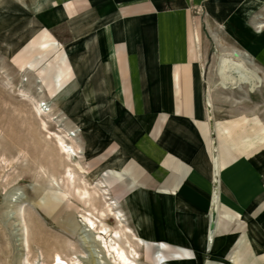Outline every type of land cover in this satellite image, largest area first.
<instances>
[{
    "label": "crops",
    "instance_id": "1",
    "mask_svg": "<svg viewBox=\"0 0 264 264\" xmlns=\"http://www.w3.org/2000/svg\"><path fill=\"white\" fill-rule=\"evenodd\" d=\"M193 1L206 2L220 23L247 18V0ZM45 2L48 26L64 25L77 40L63 45L69 57L82 56L80 66L93 59L87 101L96 100L95 112H116L127 137L143 141L140 185L131 182L122 196L128 223L145 241L139 246L154 250L146 249L152 264H264V123L210 116L200 57L207 44L189 10L176 0L171 8L166 0ZM247 30L245 49L254 54L264 31L256 39V28ZM85 72L76 69L73 80L89 82Z\"/></svg>",
    "mask_w": 264,
    "mask_h": 264
},
{
    "label": "rangeland",
    "instance_id": "2",
    "mask_svg": "<svg viewBox=\"0 0 264 264\" xmlns=\"http://www.w3.org/2000/svg\"><path fill=\"white\" fill-rule=\"evenodd\" d=\"M176 1L189 10L188 22L207 44L200 48V57L205 64L204 97L212 88L210 116H259L264 123V76L254 89L249 83L225 89L216 71L222 46L246 52L244 36L257 21H264V0L246 1L247 18L241 24L214 20L206 2ZM165 4L171 8L173 0ZM47 10L45 0H0V264H54L57 253L71 264H118L94 237L95 230L86 226L84 215L91 211L98 225L103 220L120 228L108 210L101 215L107 209L103 189H110L107 196L120 202L127 215L130 207L122 193L133 181L140 185L143 141L127 137L115 121L116 112H95L96 100L87 101L86 96L94 82L93 59L83 57L80 66L82 56L69 57L63 45L77 40L64 25L49 27ZM255 35L258 39L264 32ZM261 49L249 51V57L264 71ZM75 68L90 73V81L78 85L72 77ZM117 101L123 100L115 98L113 104ZM38 102L47 103L49 112H42L53 117L38 113ZM65 130L75 131L73 145L84 150L80 157L68 160L60 150L55 133ZM131 161L133 168L126 170ZM67 166L75 172L74 186L90 190L91 203L85 204L74 186H68ZM125 224L135 231L128 220ZM126 235L121 243L140 250L142 263L152 264L146 256L152 247L139 246L131 233ZM156 257L159 260V252Z\"/></svg>",
    "mask_w": 264,
    "mask_h": 264
},
{
    "label": "bare ground",
    "instance_id": "3",
    "mask_svg": "<svg viewBox=\"0 0 264 264\" xmlns=\"http://www.w3.org/2000/svg\"><path fill=\"white\" fill-rule=\"evenodd\" d=\"M263 29H264V21L261 20L257 21L256 30L254 32L259 33L262 32ZM249 56H250L249 53L241 51L237 48L226 50V48L222 46L221 52L218 56V63L216 65L217 74L222 78V81L220 82L222 88L224 87L225 89L226 88L236 89V87L240 86V84L242 83H247V84L249 83L252 89H254L255 87H258L260 85V82H262L263 80L264 74L261 75L260 71L256 69L257 67L252 63V60L250 59ZM262 56H264V54ZM258 58L262 59L261 56H259ZM249 64H251L253 67L252 66L250 67ZM210 90H212L211 86H210ZM210 90L208 95V104L211 108L214 106V103ZM45 106H48V104L42 102L36 103L37 112L40 113L42 116L46 115V113L42 112L44 110H47V107ZM49 110L51 112L52 109L49 108ZM46 116L50 117L52 115L48 114ZM75 134H76L75 131L73 132L70 130H67L64 134L55 133L59 148L68 160L73 157H80V154L84 152L82 148L80 149V147L78 148L74 147L72 143V138ZM215 170L216 172L218 171L217 165ZM65 177L68 181V186L75 185V172L70 166H67L65 170ZM74 189L78 192L79 196L83 198L85 204L91 203L92 201L90 198L91 192L87 187L80 188L74 186ZM103 194L104 197L106 198V199L104 198L105 199L104 202L105 205L107 206L106 207L107 209H102L101 215L105 216L108 210L113 215L120 228L118 227L112 228L103 220L101 221V224L98 225L97 219L94 218L95 215L91 211L89 215L88 212L86 213L87 215H84V218L86 220V226H88L89 230H95L94 233H96V235H94V237L96 239H99V241H101V244H103L105 250L107 251V254L113 259V261L118 262V264H144L140 260V253L134 247H132V245H130V247L127 248L124 244L121 243V239L123 238V236H127L126 235L127 233H131V236L139 245L144 244L145 241L135 231H133V229L128 224H125V221L128 220L127 215L123 214L125 213V210L122 208V206H120V202H118L115 198H111L110 196H107L110 195V189L104 188ZM216 203L217 202L215 200L214 204L216 205ZM211 219H212L211 220L212 222L210 221L211 226L212 227L214 226V228L212 229L210 226V229L213 231L216 228L215 227L216 219H217L216 209L212 210ZM126 241L127 243L130 242L129 240ZM160 260L161 259L159 258V261ZM53 262L54 264H71L69 261L64 259L59 253L55 255ZM75 264H82L81 260H76Z\"/></svg>",
    "mask_w": 264,
    "mask_h": 264
},
{
    "label": "water",
    "instance_id": "4",
    "mask_svg": "<svg viewBox=\"0 0 264 264\" xmlns=\"http://www.w3.org/2000/svg\"><path fill=\"white\" fill-rule=\"evenodd\" d=\"M211 228L213 229V228H214V226H213V227L211 226Z\"/></svg>",
    "mask_w": 264,
    "mask_h": 264
}]
</instances>
